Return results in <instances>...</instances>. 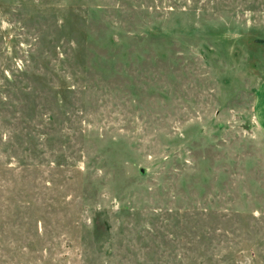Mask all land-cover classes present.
Returning a JSON list of instances; mask_svg holds the SVG:
<instances>
[{
    "label": "rangeland",
    "instance_id": "rangeland-1",
    "mask_svg": "<svg viewBox=\"0 0 264 264\" xmlns=\"http://www.w3.org/2000/svg\"><path fill=\"white\" fill-rule=\"evenodd\" d=\"M264 0H0V264H264Z\"/></svg>",
    "mask_w": 264,
    "mask_h": 264
},
{
    "label": "crops",
    "instance_id": "crops-1",
    "mask_svg": "<svg viewBox=\"0 0 264 264\" xmlns=\"http://www.w3.org/2000/svg\"><path fill=\"white\" fill-rule=\"evenodd\" d=\"M257 116L259 118V124L264 127V82L257 95Z\"/></svg>",
    "mask_w": 264,
    "mask_h": 264
},
{
    "label": "trees",
    "instance_id": "trees-1",
    "mask_svg": "<svg viewBox=\"0 0 264 264\" xmlns=\"http://www.w3.org/2000/svg\"><path fill=\"white\" fill-rule=\"evenodd\" d=\"M264 43V41H262Z\"/></svg>",
    "mask_w": 264,
    "mask_h": 264
}]
</instances>
